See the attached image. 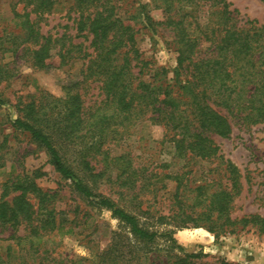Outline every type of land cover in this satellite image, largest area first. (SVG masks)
<instances>
[{"label": "trees", "instance_id": "16d2710c", "mask_svg": "<svg viewBox=\"0 0 264 264\" xmlns=\"http://www.w3.org/2000/svg\"><path fill=\"white\" fill-rule=\"evenodd\" d=\"M156 1L165 19L155 25L165 26L173 37L176 67L172 85L161 79L142 80L148 63L141 59L134 31L117 16L112 0H75L76 33L91 38L83 79L100 84L104 101L94 111L86 110L77 84L67 87L60 98L40 93L27 103L16 104L20 115L12 121V128L45 152L55 172L70 181L88 205L109 211L126 229V233L113 234L102 264H237L225 260L201 263L206 255L184 253L173 235L190 226L203 228L218 239L252 228L264 238V216L232 218L233 202L241 193L240 176L218 154L211 138H228L234 121L244 126L264 124V25L251 20L238 26L236 12L226 0ZM35 2L36 9L45 12L53 6L52 0ZM22 28L26 40L34 43L30 58L36 68H49L47 61L55 49L61 60L66 59L69 51L64 50V36H40L28 15ZM143 120L169 135L174 156L186 166L194 159L219 161L229 183L211 191L204 185L187 187L185 172L163 175L176 185L172 196L175 210L169 217L157 219L166 228L163 231L140 223V216L150 219L153 214L141 202L137 203L138 214L128 212L89 186V182L105 178L108 184L135 190L137 182L145 179L134 200L143 191L154 193L150 179L161 175L142 176L128 156L111 157L107 146L129 135L133 124ZM1 149L2 145L0 168ZM98 164L103 168L95 173ZM112 170L117 172L114 181L108 173ZM41 176L21 174L0 185V227L16 231L27 223L35 232L44 233L45 226L53 229L54 211L48 195L35 182ZM11 194L18 195L6 201Z\"/></svg>", "mask_w": 264, "mask_h": 264}, {"label": "rangeland", "instance_id": "374dc122", "mask_svg": "<svg viewBox=\"0 0 264 264\" xmlns=\"http://www.w3.org/2000/svg\"><path fill=\"white\" fill-rule=\"evenodd\" d=\"M52 1L51 10L45 12L36 9L35 0H0V99L4 102L0 105L3 163L0 185L21 174H42L35 182L48 195L55 220L53 229L45 226L44 233L33 231L27 223H22L16 231L0 227V264H102L103 251L112 243L113 234L127 232L109 211L88 205L74 191L71 182L55 172L45 152L26 134L12 128V121L20 115L16 104L27 103L40 93L60 98L67 87L77 84L76 90L86 110L94 111L104 101L100 84L93 79H83L88 54L92 51L89 46L91 38L79 37L76 33L78 14L73 6L75 0ZM112 1L117 16L133 29L136 48L141 59L148 63L142 80L161 79L172 85L176 54L171 31L165 26L155 25L165 19L160 2ZM226 2L229 9L236 12L234 21L238 26L251 20L264 25V3L261 0ZM26 15L40 36L52 39L65 37L64 50L69 51L66 59L61 60L55 49L47 61L49 68L41 70L32 64L30 50L35 46L26 40L27 33L22 28ZM147 17L152 20V25ZM138 70L139 66L133 72L136 74ZM211 138L218 147V154L224 161L232 163L240 176L241 193L233 202L232 218L252 214L264 216V124L244 126L234 121L228 138ZM168 139L169 135L162 128L143 120L133 124L129 135L107 145L111 157L128 156L133 168L142 176L161 175L150 179L154 193L143 191L134 200L145 179L142 183L137 182L135 190L108 184L105 178L89 182L93 191L111 198L128 212L138 214V202L142 203L143 209L149 207L152 217L145 219L140 216L139 221L159 231L166 228L159 226L158 217H169L175 210L172 196L176 185L163 175L185 172L184 179L189 188L204 185L212 191L229 184L223 177V166L219 161L209 163L194 159L186 166L174 156ZM102 168V164H98L95 173ZM108 173L114 181L117 172L112 170ZM17 195L11 194L5 199L11 202ZM173 238L184 253L206 255L201 263L225 260L237 264H264V238L252 228L215 239L203 228L188 226L176 230ZM159 244L164 243L160 240Z\"/></svg>", "mask_w": 264, "mask_h": 264}]
</instances>
